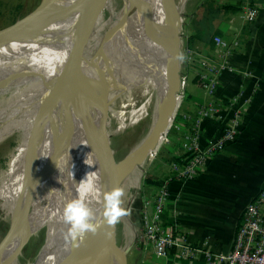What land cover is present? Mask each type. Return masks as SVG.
Masks as SVG:
<instances>
[{"label":"crops","instance_id":"obj_1","mask_svg":"<svg viewBox=\"0 0 264 264\" xmlns=\"http://www.w3.org/2000/svg\"><path fill=\"white\" fill-rule=\"evenodd\" d=\"M204 1L174 0L180 15L185 2L183 16L197 14L185 37V43L195 41L197 46L191 50L193 58L185 56L182 66L189 78L196 77L197 85L187 88L189 100L179 105L173 118L176 132L171 131L166 141L176 144L165 156L172 162L152 168L156 174H150L154 188L148 197L155 207L159 201L164 206L162 237L185 240L194 256L181 257L180 249L173 248L169 257H160L142 235L137 247L123 249L128 264H221L216 256L231 250L244 208L264 186V0H211L200 8ZM155 11L161 15L156 44L163 46L166 61L165 34L171 20L160 3ZM182 18L176 19L180 25ZM216 37L229 48L216 52ZM206 84L211 88H205ZM206 108L215 111L216 118L202 123L203 146L218 137L221 124L236 108L242 111L244 127L237 141L200 168L194 180L185 179L174 166L186 156L189 122L199 120ZM152 211L149 208L150 215ZM207 253L214 260L209 261Z\"/></svg>","mask_w":264,"mask_h":264},{"label":"rangeland","instance_id":"obj_2","mask_svg":"<svg viewBox=\"0 0 264 264\" xmlns=\"http://www.w3.org/2000/svg\"><path fill=\"white\" fill-rule=\"evenodd\" d=\"M42 1L0 0V34L35 12ZM131 1L103 0V9L100 5L101 0L93 5L78 38L80 47L87 44L81 50L78 48L86 59L98 53L104 33L112 24L116 23L111 39L123 33L126 19H132L143 2V0H134L132 8ZM210 4L211 0H206L200 8ZM185 7L186 2L182 11L183 15ZM183 15H180L184 19L181 32L184 31L186 34L189 24L190 28H193L197 14L194 13L190 18ZM160 16L158 11H154L142 29L129 39L111 80L107 143L114 166L128 160L147 142L159 119L162 110L161 101L166 102V91L164 96L161 88L167 76L169 56L165 57V61L162 55L163 46H157L155 39ZM183 46L186 49L188 44L182 40L181 49ZM196 46V42L192 41L191 47L196 48ZM191 50L188 48V51L191 52ZM32 82L20 89L0 88V246L25 213V179H27L26 172L30 165L31 145L38 112L36 107L28 106V104L38 98L37 92L42 86L43 78ZM86 83L89 87L92 79ZM192 85H197L196 77L193 75L189 78L182 67L179 91L176 93L177 101L183 103L189 100L187 88ZM205 88H211V84H206ZM177 113H179L178 109ZM171 131L176 132L173 124L170 125L156 152H152L143 166L137 167L120 185V188L124 189L121 207L130 211L129 215L121 217L120 222L116 224V243L122 250L126 245H130L131 248L137 247L142 235H145L146 212L149 208H153L148 202V197L154 186L148 184V178H152L151 173L156 174L152 168L157 165L164 168L172 162L165 158L170 155L169 151L172 152L176 144L166 141V136H169ZM85 148L86 134L82 127H78L74 134L71 151L78 156ZM46 173L35 177V185L33 184L29 194L34 195L30 212L35 211V200L49 187L48 171ZM29 206L28 201L26 209ZM46 211L43 223L24 244L19 246L20 243L12 249L3 264L74 263L76 248L64 239L69 226L63 221V211L53 205ZM15 250H17L15 255L8 259ZM125 255L127 257V253Z\"/></svg>","mask_w":264,"mask_h":264},{"label":"bare ground","instance_id":"obj_3","mask_svg":"<svg viewBox=\"0 0 264 264\" xmlns=\"http://www.w3.org/2000/svg\"><path fill=\"white\" fill-rule=\"evenodd\" d=\"M72 1L60 0L59 4H69ZM159 3L164 10L162 0H143L135 16L126 19L123 33L113 39L111 34L116 23L112 24L104 33L98 53L87 58V64L83 66L78 57V48L72 47L83 12L17 45L0 47V88L20 89L43 78L42 86L37 92L38 98L28 104L36 107L38 112L24 188L25 213L0 247V264H3L15 246L43 223L47 208L53 205L63 211L65 204L75 199L85 201L95 217L93 222L100 221L102 227L96 234L89 233L82 242L77 241L73 245L76 248L73 264H122L120 255L113 251L108 236L105 235L108 232L112 235V228L103 223V194L110 192L113 186L108 189L100 188V184L106 183L110 171L100 139L102 99L105 95L99 88H108L111 93V80L126 43L142 29ZM170 20L165 34L169 63L161 88L164 96L174 49V30L178 24L175 18ZM178 25L181 31L182 25ZM180 45L182 47V40ZM91 79L92 84L88 87L86 82ZM62 81L67 85L72 83L74 88H64L59 94L56 86ZM75 89H78L77 97L70 96V91L74 90L75 93ZM78 127H82L86 134V148L76 156L71 151V146ZM142 152L138 151L125 163L133 162ZM86 160L88 164L85 163ZM47 171L49 187L35 200L32 215H25L35 177ZM117 171L114 173L117 174Z\"/></svg>","mask_w":264,"mask_h":264},{"label":"water","instance_id":"obj_4","mask_svg":"<svg viewBox=\"0 0 264 264\" xmlns=\"http://www.w3.org/2000/svg\"><path fill=\"white\" fill-rule=\"evenodd\" d=\"M59 1L60 0H43L41 5L35 12H33L31 15L27 16L20 22L16 23L13 27L9 28L8 30L0 34V47L17 45L21 43L22 41H24L25 39L33 37L49 28H52L56 25H59L75 17L77 14L81 12H83V16L74 34L72 47L79 48V50H81L85 46H87V44H85L82 47H80L78 45V38H79L82 26L84 24V21L86 19L88 12L91 10L93 5L98 0H73L69 4H59ZM162 1L164 3L167 18L168 19L175 18V19L180 20V14L176 11V3L174 2V0H162ZM134 2H135L134 0L131 1L132 8H133ZM100 5L103 9V0H101ZM181 34L182 32L179 29V25L176 24V28L174 30V49H173L171 59H170V64H169V76H168L169 80H168V83L166 84V102L162 103L161 101L162 110L160 112L159 119L157 121V124L154 128L152 135L149 137L147 142L141 148L135 151L132 155L136 154L140 150L141 152L144 150L142 152L143 154L141 153V155L137 157V159L134 160L133 162L125 163L127 162V159H126L120 165L114 166V164L112 163L110 159V151H109V147L107 143L108 141L107 120H108V115H109L108 102H109L110 90L108 88H99L105 95L104 98L102 99L100 139L102 142L101 143L102 149L104 147L103 153L106 158V163L110 171V173L107 175L106 183L103 185L100 184V188L108 189V188H111V186H113L111 190L115 188H120L121 183L126 178H128L137 167L143 166V164L146 162V160L148 159V157L150 156L152 152H156V150L159 148L161 144L162 139L167 134L168 129L170 128V125L172 124L173 118H175L177 109L179 107L178 101L176 99V93L179 91L178 85L180 81V74H181V68H182V59H178V57H182V49L180 45ZM78 57L80 58V62L82 66L84 64H87L86 58L82 54V52L80 53L78 51ZM66 70H67V67H66ZM56 87L59 88V94H61L62 92L61 90L64 88H74L72 83L70 85H67V83H64L63 81L59 83ZM77 90L75 89V93H74V90L70 91V96L75 95V97H77L78 95ZM62 96L63 94L60 97H58V100ZM48 109H49V104H47L46 106V110ZM162 133H163V136H161ZM25 166H26V163H25ZM115 170H118L117 174L114 173ZM26 178H27V172H26ZM33 196H34L33 194L30 195V200H29L30 206L28 207V209H26L25 215H27V211L29 215H32L33 213V212H30V207L33 202ZM12 219H13V216H12ZM111 228L113 232H112L111 237H108L110 246L112 247L113 251H116L120 255L122 264H128L125 251H123L120 247H118L116 243V225ZM31 235H29L26 238V240L22 242L19 246L24 244ZM17 250H15L13 254H11L8 257V259H10L13 255H15Z\"/></svg>","mask_w":264,"mask_h":264},{"label":"built area","instance_id":"obj_5","mask_svg":"<svg viewBox=\"0 0 264 264\" xmlns=\"http://www.w3.org/2000/svg\"><path fill=\"white\" fill-rule=\"evenodd\" d=\"M184 26V24H183ZM186 34L184 31L181 34V40L185 42ZM216 52L218 49L226 50L229 48L227 42L219 37L214 39ZM184 54V55H183ZM193 58L192 52L182 48V66L186 63L185 56ZM230 72L232 68L229 67ZM181 102L178 101V105ZM215 111L206 108L201 113L199 120H191L189 122V132L185 137V148L187 150L186 156L182 164L175 165L176 170H180V176L185 179L194 180L199 173L200 168L207 166L208 162L217 154L222 152L226 147L233 145L244 127V120L242 118V111L236 108L232 111L229 120L221 124V129L218 137L210 141L206 146L201 143L203 121L215 119ZM167 197L166 192L163 197ZM153 206L152 214L149 210L146 212L145 237L147 241L152 242L155 250L160 257H169L173 248L180 249L181 257L194 256L188 248L185 240L181 239H167L162 237V213H164V206L160 203L154 207L153 203L148 201ZM155 213V216L153 215ZM153 215L151 221L150 217ZM184 242V243H183ZM206 257L209 261L214 260L212 254L207 253ZM221 264H264V186L243 210L239 222L237 224L235 238L233 240L232 248L225 254L216 256Z\"/></svg>","mask_w":264,"mask_h":264},{"label":"clouds","instance_id":"obj_6","mask_svg":"<svg viewBox=\"0 0 264 264\" xmlns=\"http://www.w3.org/2000/svg\"><path fill=\"white\" fill-rule=\"evenodd\" d=\"M178 59H183V57H178ZM85 163L88 164L87 160ZM123 194V188H115L103 194V223L109 227H114L120 222L121 217L130 214V211L121 207ZM93 220L95 217L84 200L75 199L66 203L63 210V221L69 227L64 234L65 241L75 246L77 241L82 242L87 234H96L102 227V223L100 221L93 222ZM105 235L110 237L111 233L108 232Z\"/></svg>","mask_w":264,"mask_h":264},{"label":"trees","instance_id":"obj_7","mask_svg":"<svg viewBox=\"0 0 264 264\" xmlns=\"http://www.w3.org/2000/svg\"><path fill=\"white\" fill-rule=\"evenodd\" d=\"M188 48L194 49V47H191V41L190 40L188 41ZM148 184H150L152 186V185H154V182H152L151 179L148 178Z\"/></svg>","mask_w":264,"mask_h":264}]
</instances>
